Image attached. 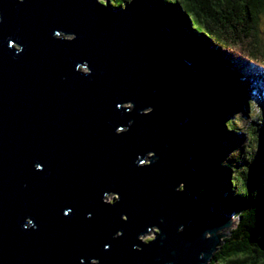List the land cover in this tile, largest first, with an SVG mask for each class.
<instances>
[{"label":"water","instance_id":"water-1","mask_svg":"<svg viewBox=\"0 0 264 264\" xmlns=\"http://www.w3.org/2000/svg\"><path fill=\"white\" fill-rule=\"evenodd\" d=\"M175 44L150 0H0V264H210L236 221L191 192Z\"/></svg>","mask_w":264,"mask_h":264},{"label":"trees","instance_id":"trees-1","mask_svg":"<svg viewBox=\"0 0 264 264\" xmlns=\"http://www.w3.org/2000/svg\"><path fill=\"white\" fill-rule=\"evenodd\" d=\"M109 1L123 9L131 0ZM150 1L175 38L173 55L200 78L191 192L237 223L210 264H264V2Z\"/></svg>","mask_w":264,"mask_h":264},{"label":"rangeland","instance_id":"rangeland-1","mask_svg":"<svg viewBox=\"0 0 264 264\" xmlns=\"http://www.w3.org/2000/svg\"><path fill=\"white\" fill-rule=\"evenodd\" d=\"M130 2H131V1H130ZM259 31H260L261 38L263 39V42H264V21L262 22V25L259 26ZM69 39H71V37L68 38L67 40H69ZM130 111H131V110H130ZM130 111H129V112H130ZM248 143H249V142H248ZM150 157H151V156H150ZM150 157L148 158V160L150 159ZM115 199H116V196L111 195V196H109V197L106 199V201H107L108 203H110V202L113 203V202L115 201ZM235 221H236V220H235ZM236 226H237V223L235 222L234 227H233V229H231V231H233L234 229H236ZM155 232H156V231L154 230V231H152L151 233H149L148 235L142 237V241H143L144 243H148V242L152 241V239H155V235H156Z\"/></svg>","mask_w":264,"mask_h":264},{"label":"snow or ice","instance_id":"snow-or-ice-1","mask_svg":"<svg viewBox=\"0 0 264 264\" xmlns=\"http://www.w3.org/2000/svg\"><path fill=\"white\" fill-rule=\"evenodd\" d=\"M100 2L103 4L104 0H100ZM262 2H264V0H262ZM65 215H67V213H65Z\"/></svg>","mask_w":264,"mask_h":264},{"label":"clouds","instance_id":"clouds-1","mask_svg":"<svg viewBox=\"0 0 264 264\" xmlns=\"http://www.w3.org/2000/svg\"><path fill=\"white\" fill-rule=\"evenodd\" d=\"M103 4H105V3H103ZM56 38H58V36H56Z\"/></svg>","mask_w":264,"mask_h":264}]
</instances>
